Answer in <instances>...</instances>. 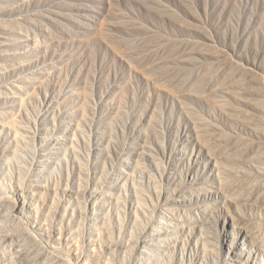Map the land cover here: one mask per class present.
Masks as SVG:
<instances>
[{"label": "rangeland", "instance_id": "374dc122", "mask_svg": "<svg viewBox=\"0 0 264 264\" xmlns=\"http://www.w3.org/2000/svg\"><path fill=\"white\" fill-rule=\"evenodd\" d=\"M22 177L58 199L94 193L118 240L132 216L201 219L174 226L161 264L221 250L227 221L264 218L250 198L264 192V0H0L6 195Z\"/></svg>", "mask_w": 264, "mask_h": 264}, {"label": "bare ground", "instance_id": "6f19581e", "mask_svg": "<svg viewBox=\"0 0 264 264\" xmlns=\"http://www.w3.org/2000/svg\"><path fill=\"white\" fill-rule=\"evenodd\" d=\"M55 163V159H46L47 168L39 173L50 174ZM9 164L10 169L18 170L21 175L27 173L23 167H13L12 162ZM18 181L19 184L12 188L13 197L6 195L7 188L0 182V190L3 191L0 195V257L6 258L4 252L14 248L19 264H71L72 259L76 264H92V261L96 264L97 260L99 264L101 254L105 252L114 258L118 257L117 254H124V259H131L129 264H161L158 254L171 250L174 242L177 244L181 241V236L174 238L176 234L172 229L183 225L182 230L184 226L193 224L202 227L201 219L196 221L186 213V218L182 214L176 222L167 213L160 215V212L153 217L145 214L143 219L132 216L131 232L126 235L120 232L118 240L108 220L99 221L96 217L94 202L98 199L94 193L89 195L87 189H64L62 196L65 199H58L60 192L57 188L34 184L32 180H29L30 186L27 188L23 177ZM250 198L264 211V192L251 194ZM87 222L91 224L90 233L85 234ZM119 223L122 230L125 222L120 218ZM225 227L221 250L210 249L206 245L203 253L198 248L191 249L195 251L194 261L189 264H264V218L253 221L231 219L225 223ZM228 229L233 231V239ZM94 232L97 234L93 235ZM230 238L232 241L228 243ZM239 239L245 242L243 246ZM187 249H183L181 256L172 264H186L183 255ZM224 250H227V258H224ZM111 258H107L104 264H113Z\"/></svg>", "mask_w": 264, "mask_h": 264}]
</instances>
